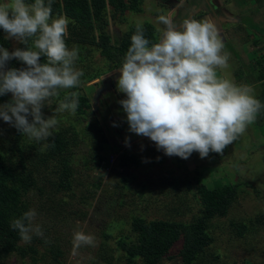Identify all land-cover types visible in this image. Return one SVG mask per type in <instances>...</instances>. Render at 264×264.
Segmentation results:
<instances>
[{
  "label": "rangeland",
  "instance_id": "rangeland-1",
  "mask_svg": "<svg viewBox=\"0 0 264 264\" xmlns=\"http://www.w3.org/2000/svg\"><path fill=\"white\" fill-rule=\"evenodd\" d=\"M110 2L117 4L104 0L89 28L68 18L65 41L69 49L78 47L74 67L84 75L78 87L60 89L59 96L42 108L45 117L55 115L58 120L48 141L30 140L0 120V162L6 170L0 185L12 189L17 176L32 178L23 196L24 211H36L34 223L44 233L43 238L33 235L30 243L19 238L16 247L0 253V264H142L139 257L127 259L119 250L121 243H134L131 220L161 219L183 227L206 217L195 189L198 183L206 188L230 186L234 195L223 215L204 219L207 244L188 264H264V108L222 155L213 152L204 159L197 152L186 160L166 156L147 137L130 132L119 104L126 97L117 89L118 68L100 54L98 36L103 32L108 45L119 46L127 33L142 24L144 35L158 42L164 28L159 17H170L179 27L181 0H120L116 6ZM5 3L8 0H0ZM244 3L239 30L247 35L258 7ZM261 39L264 43V36ZM229 43H224V50L236 52ZM27 46H32L31 40ZM0 47L11 52L25 45L0 29ZM259 60L254 57L247 71L254 74L256 64L262 63ZM11 66L24 67L20 61ZM256 74L249 82H254ZM73 91L79 93L76 114L57 112L60 101ZM10 99V93L0 96V104ZM258 100L264 105L263 98ZM60 178L67 188L58 191ZM60 198L67 204L59 208L56 200ZM77 231L94 236L95 246L75 249ZM180 244L178 240L168 246L157 264H181Z\"/></svg>",
  "mask_w": 264,
  "mask_h": 264
},
{
  "label": "clouds",
  "instance_id": "clouds-1",
  "mask_svg": "<svg viewBox=\"0 0 264 264\" xmlns=\"http://www.w3.org/2000/svg\"><path fill=\"white\" fill-rule=\"evenodd\" d=\"M159 22L164 28L155 43L145 37L142 24L136 25L118 68L117 89L126 97L119 104L128 129L147 137L166 156L186 160L193 152L201 159L213 152L222 155L256 121L264 105L250 86L218 74L228 67L230 54L209 19L184 18L179 27L170 17L161 16ZM68 24L67 16L53 17L52 0L0 4V29L25 45L11 52L0 47V96L11 94L0 104V120L38 143L47 142L58 125L55 115L44 116L46 101L59 96L60 89L78 87L84 75L74 67L78 47L69 49L65 41ZM12 59L24 67L6 69ZM78 96L68 93L56 111L75 115ZM36 216L30 209L10 224L24 243L33 235L44 236L41 225L34 223ZM73 243L75 249L95 246V237L77 231Z\"/></svg>",
  "mask_w": 264,
  "mask_h": 264
},
{
  "label": "trees",
  "instance_id": "trees-1",
  "mask_svg": "<svg viewBox=\"0 0 264 264\" xmlns=\"http://www.w3.org/2000/svg\"><path fill=\"white\" fill-rule=\"evenodd\" d=\"M28 1L30 3L33 2V0ZM113 1H116L117 4L110 2L111 5L116 6L120 0ZM103 5L104 0H52V14L57 15L61 11L80 27L89 28L92 26V15L98 16L104 7ZM99 28L104 31L102 27L97 26V29ZM135 30L133 29L130 33H127L119 46L108 45V37L103 32L98 36L97 44L101 48L100 54L106 62L113 66L112 68L121 67L126 51L131 44V36L135 34ZM146 38L152 43L155 42L154 37ZM10 62L11 64H18L19 61L12 59ZM41 62H45L43 57ZM11 64H8L9 68H12ZM19 68L23 67L19 66ZM261 75L263 78L260 82V92L256 97L258 99H264V75ZM5 171L0 162V177L4 175ZM61 176L63 177L62 173ZM32 184L33 180L31 177L27 178L19 175L17 176L16 188L9 189L0 185V253L2 255L12 250L14 246L16 247V242L20 238L18 231L11 229L10 224L12 220L21 217L25 212L23 196ZM66 188L65 179L60 178L57 182L56 190L60 191ZM195 189L206 217L200 216L183 227L174 222L161 219H132L130 231L134 243L129 245L121 243L122 245L119 247V250L124 253L127 259L139 257L142 260V264H157L167 247L180 240L178 256L182 260L181 264L190 263L191 258L195 257V253L207 244V238L203 232L204 219L213 214L223 215L234 195L233 188L226 185L219 188H206L203 184L198 183ZM64 204H67L65 199L56 200V205L59 208ZM105 257L106 255H103V258Z\"/></svg>",
  "mask_w": 264,
  "mask_h": 264
},
{
  "label": "crops",
  "instance_id": "crops-1",
  "mask_svg": "<svg viewBox=\"0 0 264 264\" xmlns=\"http://www.w3.org/2000/svg\"><path fill=\"white\" fill-rule=\"evenodd\" d=\"M246 1L253 9L258 7L254 11L258 13L256 18L253 20L251 17V23L253 22L254 25L249 29L245 27L246 31L251 29L254 33L251 34L250 30L247 35L243 34V29L239 30V27L241 28L239 10L243 6L245 7L244 0H181L180 13L182 19L190 17L203 20L207 18L216 26L223 43L230 42L231 49L233 47L236 51L230 52L225 72L219 69L218 74L237 85L250 86L253 89V94L257 97L263 78L261 74L264 75V43L261 39L264 36V0ZM257 56L260 57L259 61L262 63L256 64L252 71L254 74H251L250 71H247V66L254 63V57L257 58ZM255 73L257 74L254 82H249L248 78H254Z\"/></svg>",
  "mask_w": 264,
  "mask_h": 264
},
{
  "label": "built area",
  "instance_id": "built-area-1",
  "mask_svg": "<svg viewBox=\"0 0 264 264\" xmlns=\"http://www.w3.org/2000/svg\"><path fill=\"white\" fill-rule=\"evenodd\" d=\"M263 82H264V79H263Z\"/></svg>",
  "mask_w": 264,
  "mask_h": 264
}]
</instances>
